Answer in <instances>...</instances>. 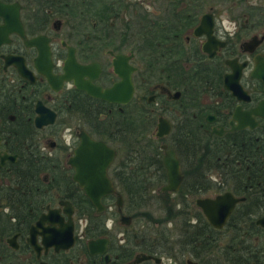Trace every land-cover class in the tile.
<instances>
[{
  "label": "flooded vegetation",
  "instance_id": "flooded-vegetation-1",
  "mask_svg": "<svg viewBox=\"0 0 264 264\" xmlns=\"http://www.w3.org/2000/svg\"><path fill=\"white\" fill-rule=\"evenodd\" d=\"M225 191L213 227L196 200ZM263 216L264 0H0V264H264Z\"/></svg>",
  "mask_w": 264,
  "mask_h": 264
},
{
  "label": "water",
  "instance_id": "water-1",
  "mask_svg": "<svg viewBox=\"0 0 264 264\" xmlns=\"http://www.w3.org/2000/svg\"><path fill=\"white\" fill-rule=\"evenodd\" d=\"M114 98V97H112ZM112 98H106L108 100ZM112 155L111 153H109ZM103 155V154H102ZM101 155V157H102ZM108 155L107 159L101 160L100 167H96L98 170L101 171L102 175L101 177H98L100 179V184L93 183L94 179L96 177L84 176L83 181V189L85 190V194L89 197V199L92 202V205L95 207L96 210L100 209V199L99 197H102L107 192H113L114 188L110 186V179L107 178L106 175H104L105 171V165L107 163V160L112 156ZM103 158V157H102ZM89 163H94V161L98 162L99 158L95 159L94 157L86 159ZM84 161V162H86ZM163 164L165 165V171L167 175V181L166 186H163L164 190H176L178 188V184L180 181L181 174L178 172L179 164L177 163L176 159L173 157V154H170L168 157L163 158ZM93 170V168H91ZM102 190V191H101ZM120 198V196H118ZM237 200H241V198H238L236 196H233L231 193H228L227 191L223 192L222 195L215 196L212 199H208L206 197L202 199H197L196 204L201 207V212L203 215L206 216L207 222L212 225L213 227H219L221 228L224 224V221L226 218L230 215V210L232 207H234V204ZM119 204L121 202L120 200L117 201ZM127 219L126 217H122ZM257 223L261 224V227H264V216L261 218H258L256 220ZM153 259L159 262L160 260L156 258V256H153Z\"/></svg>",
  "mask_w": 264,
  "mask_h": 264
},
{
  "label": "trees",
  "instance_id": "trees-1",
  "mask_svg": "<svg viewBox=\"0 0 264 264\" xmlns=\"http://www.w3.org/2000/svg\"><path fill=\"white\" fill-rule=\"evenodd\" d=\"M254 166H255V168L258 169V163L257 162L251 164V167H254ZM260 181L262 182L263 180L260 179ZM251 184H252L253 187L257 185V182L255 181V179H253V181H251ZM139 200L137 201V204H139ZM161 209H164L166 213H165L164 218L161 215L160 219H156V221L154 222L155 226L153 227V231H152V233L156 236L154 244H158V243L162 244L163 242L166 241V238H164V236H163L165 228H163L162 220L166 221V220L171 219V218L174 217V216H172L171 211H169L168 209H166V208H161ZM240 209L244 210L243 208H240ZM251 212H252V209H251L250 213ZM249 218H250L249 219L250 220V222H249L250 226L248 227V232H249V234H251V236H255L256 234H258L257 232L255 233V229L257 228V226H255L254 223H252L253 219L251 217H249ZM240 232H241V230L239 229L238 232L235 231L233 233V234H235V233L238 234V236H236L235 239L233 240V243L236 244L237 242H240V244L244 246L245 244L242 243V241L239 239L240 235H241ZM203 233H204V230L200 234V236H201V244L204 247L203 250L207 249V250L203 251V253H204L205 251H209L210 250V249H208V248H210L209 247L210 241H209V238L204 239L205 236H203ZM246 248H247V246L243 247V248L236 247V249L234 251H235V253L239 252L240 255H241L244 251H246ZM163 251H164V249L161 248L159 253H162ZM236 259H238V258H236ZM236 259H234V262L236 261ZM209 260L210 259L207 260V264H209ZM237 262H236V264H237Z\"/></svg>",
  "mask_w": 264,
  "mask_h": 264
},
{
  "label": "rangeland",
  "instance_id": "rangeland-1",
  "mask_svg": "<svg viewBox=\"0 0 264 264\" xmlns=\"http://www.w3.org/2000/svg\"><path fill=\"white\" fill-rule=\"evenodd\" d=\"M147 209L151 212V214H150L151 218H155V220L156 219H160L161 215L164 218L165 213H166L164 209H161V208L157 209L156 204H155L154 201H152L151 205H149ZM171 214H172V216H175L177 218L176 214L173 215V211H171ZM176 220L177 219L171 220V222H166L165 220H162L163 228H165L164 236H166V238H169V241H172L173 239H175V237L177 238L179 227L177 225L178 223L176 222ZM154 226H155V223H154V225L151 226V228H153ZM172 251H174L173 247H172ZM161 259H162V263L161 264H172L174 259L178 260L179 262L182 261V258L167 257L165 255H162Z\"/></svg>",
  "mask_w": 264,
  "mask_h": 264
}]
</instances>
